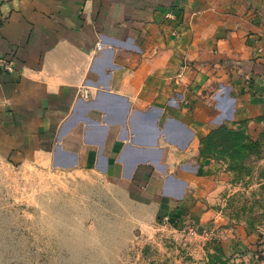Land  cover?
<instances>
[{"label": "crops", "instance_id": "crops-1", "mask_svg": "<svg viewBox=\"0 0 264 264\" xmlns=\"http://www.w3.org/2000/svg\"><path fill=\"white\" fill-rule=\"evenodd\" d=\"M0 54L16 64L0 76L2 161L182 208L170 190L210 128L203 90L248 76L264 93V0H0Z\"/></svg>", "mask_w": 264, "mask_h": 264}, {"label": "rangeland", "instance_id": "rangeland-1", "mask_svg": "<svg viewBox=\"0 0 264 264\" xmlns=\"http://www.w3.org/2000/svg\"><path fill=\"white\" fill-rule=\"evenodd\" d=\"M243 81L203 90L214 114L178 163L182 208L137 204L89 172L0 159V264H264V93Z\"/></svg>", "mask_w": 264, "mask_h": 264}, {"label": "built area", "instance_id": "built-area-1", "mask_svg": "<svg viewBox=\"0 0 264 264\" xmlns=\"http://www.w3.org/2000/svg\"><path fill=\"white\" fill-rule=\"evenodd\" d=\"M103 47V43H99V48ZM16 71L15 61L7 56L0 54V76L4 73H12ZM247 78H249L247 76Z\"/></svg>", "mask_w": 264, "mask_h": 264}, {"label": "trees", "instance_id": "trees-1", "mask_svg": "<svg viewBox=\"0 0 264 264\" xmlns=\"http://www.w3.org/2000/svg\"><path fill=\"white\" fill-rule=\"evenodd\" d=\"M227 139H231L232 140V147L233 148L240 147V135L238 133H229V136H227ZM236 150L238 151V149H235V151Z\"/></svg>", "mask_w": 264, "mask_h": 264}]
</instances>
